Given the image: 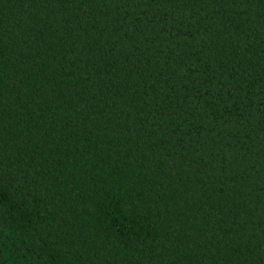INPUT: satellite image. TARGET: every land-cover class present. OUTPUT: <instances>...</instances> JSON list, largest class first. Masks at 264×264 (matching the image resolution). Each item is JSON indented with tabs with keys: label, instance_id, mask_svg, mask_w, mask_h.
<instances>
[{
	"label": "trees",
	"instance_id": "1",
	"mask_svg": "<svg viewBox=\"0 0 264 264\" xmlns=\"http://www.w3.org/2000/svg\"><path fill=\"white\" fill-rule=\"evenodd\" d=\"M0 264H264V0H0Z\"/></svg>",
	"mask_w": 264,
	"mask_h": 264
}]
</instances>
